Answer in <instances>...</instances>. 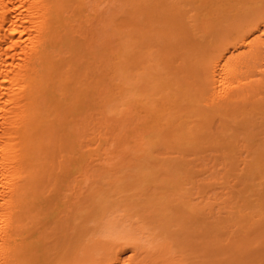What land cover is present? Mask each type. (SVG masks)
I'll use <instances>...</instances> for the list:
<instances>
[{
    "label": "bare ground",
    "instance_id": "1",
    "mask_svg": "<svg viewBox=\"0 0 264 264\" xmlns=\"http://www.w3.org/2000/svg\"><path fill=\"white\" fill-rule=\"evenodd\" d=\"M216 1L190 0L184 10L165 0H0V264H123L126 250L133 253L129 264H205L171 253L173 246L188 251L181 235L165 232L169 242L154 251L125 239L127 227L136 231L141 226L124 225L125 215L106 216L97 191L88 193L82 185L106 175L114 183L116 175L131 168L122 156L145 152L152 135L175 149L207 135L212 120H217L218 134L230 131L232 123L252 134L254 125L264 121V42L252 38L264 27V0H246V7L237 10L241 19L258 20L253 29L234 33L232 39L199 44L178 28L183 15L192 11L197 16L190 19L197 20L203 13L224 11V6H214L242 0ZM204 20L201 24L209 21ZM175 29L184 45L173 50L179 61L174 79H193L175 92L186 102L184 116H195L197 125L188 128L184 116L175 125L172 115L163 124L166 129L155 131L161 120L156 108L145 107L149 116L142 120L133 107L147 99L153 104L159 93L165 106L179 99L174 91L158 90L159 81L167 80L161 71L171 54L153 50ZM155 36L159 39L152 45L149 40ZM144 40L149 45L142 52L139 44ZM112 82L118 99L109 89ZM108 113L117 116L113 125ZM99 139L105 141V157L96 159L103 168L95 175L91 163ZM112 152L118 157L106 156ZM140 168L135 166L134 177L143 181L146 174ZM160 171L165 173L163 183L179 184L176 164ZM178 200L183 214L196 212L197 205L184 195ZM159 202L134 200L124 207H140L139 213L156 209ZM91 204L102 211L93 221L84 217ZM169 204L161 202L147 217L163 222ZM209 205L200 210L214 216ZM220 210L207 230L229 236L231 259L223 264H256L255 250L264 257V228L253 229V216L240 200H225Z\"/></svg>",
    "mask_w": 264,
    "mask_h": 264
},
{
    "label": "rangeland",
    "instance_id": "2",
    "mask_svg": "<svg viewBox=\"0 0 264 264\" xmlns=\"http://www.w3.org/2000/svg\"><path fill=\"white\" fill-rule=\"evenodd\" d=\"M165 1L168 5H180L184 7V10L190 7V0ZM213 1L215 3L218 2L216 0ZM246 3V0H242L239 4L235 2H226L219 6H214V9L224 6L222 8L224 11L218 15L208 16L206 13H203L197 20L190 19V16L193 15L195 19V16H197L196 11H192L186 16L182 14V21L184 23L180 24L178 28L185 35H194L195 40H197L199 44L202 43L200 41L204 42L205 40L222 38L232 39L234 33L244 35L254 28L258 20L249 16L241 19L242 17L237 13V10L245 8L247 5ZM233 6L236 8H232ZM201 18H203V20L209 19V21L201 24ZM205 27H207V33L203 34L202 30ZM179 34L180 32L175 29V33H172L170 37L166 39L162 38L159 40L158 42L160 43H157V47L153 49L155 54L157 51L159 52L160 49L166 54H171L168 56L170 57V62L163 66L164 69L161 71L167 80L159 81L160 86L158 90H162L164 93L172 91V94H179V99L177 98L178 100H176V102H169V104L165 106L159 100V93L153 100V104L152 102L149 103L147 99L133 107V114L142 120L149 116L145 107L151 106L156 108L158 111L156 119L159 118L161 120L157 123L155 131L166 129H163V124L168 122V117L171 118L172 115H174L171 119H175V123H172L176 125L184 120L181 116L186 115V110H183L186 102L181 98V93L175 91L186 83H191L193 79L188 77H185L184 80L178 78L179 81L174 79L173 73L176 71L179 61H177V58L172 56V54L184 45L179 39ZM252 38H257L261 42H264V27L260 26L259 31L254 32ZM155 39H159V36H155L154 39L149 40L152 45ZM195 42L196 41L192 39V44H190L192 48ZM147 43L149 45V42L144 40L139 44L141 45L142 52L146 51ZM243 51V49H240L239 53ZM144 65H146V63ZM228 67H231L230 64H228ZM256 78L258 77L256 76ZM109 89L112 91V94H114V99H118V89L115 86V82L110 84ZM173 91L175 93H173ZM142 99L144 98L142 97ZM115 103H117V100ZM98 107L101 108V105ZM190 116L191 115H188V118L184 116L186 118L185 120L189 123L187 127L194 128L197 125V118L195 116ZM107 118L108 124L113 125L117 116L108 113ZM259 123L254 125L255 128H253L254 132H252V134L243 132L242 130L245 127L239 126L240 124L238 125V123L229 124L230 127H232L230 131L218 134L216 132V127L218 126L217 120H212L210 126H207L205 129L207 135L197 137L187 145L175 149L164 147L163 141L158 143V138L152 135L146 140L148 146L145 148L147 149L145 152L136 153L132 150L130 154L122 156L124 163L130 165L131 168L116 175V181H114V183L110 181L111 176L106 175L103 179L91 180V182L86 185L87 188L85 185H82V190L85 191L89 189L88 193L97 191L100 196L99 198H102L103 206L107 208L106 216L111 215L115 217L125 215V218H123L124 225L135 223V226H141L140 229L136 231H130L128 230L129 227H127L125 233H122V236L125 239H132L146 250L154 251L160 249L162 247L161 245L166 241L164 233L168 232L177 236L181 235L183 239L185 238L186 244H189L187 246L188 251L184 253H181L180 249L175 246L171 248V253L178 255V257L191 258L189 262L193 260L194 262L202 261L205 264L226 263L231 259L229 258L230 254L228 252L229 236L223 233L219 234V236H213L209 234L207 230L209 223L213 224L214 217L217 218L219 214L223 212V210H220L223 201L228 199L240 200V204L244 206V210L253 216L255 222L253 229L258 230V227L264 228V121L260 122L259 120ZM95 142L91 167L94 174L98 175L103 167L96 159L105 157L103 151L105 148V141L99 139ZM129 147L134 149L133 144ZM106 156L118 157L115 152L109 153ZM168 164H176L178 167V185H168L162 181L165 179V173H162L160 168ZM137 165H141L140 171L146 174L143 181H139L137 177H134L136 174L134 168ZM180 195H184L185 199L192 205H197L195 213L183 214V212L180 211L179 201L181 200H178ZM149 199L154 202L157 200L160 201V204L156 205V209L161 208V202L165 200L171 202V204L168 205L169 210L166 212L169 215L163 222L156 220L155 217H147L149 213L151 214V211L156 210L154 208H150L146 211L141 209L143 211L137 213L140 207H124V204L128 203L129 205L134 200H137L138 203ZM200 201H203V203L199 205ZM206 203L211 204L209 206L213 208L212 213L214 216L210 215L208 210L204 212L200 210L202 205ZM101 212L99 206L91 204L85 211L84 217L85 219H91L93 221L97 219V216ZM92 221L88 223L89 226L94 225L95 222ZM186 231L187 234H183ZM189 235L191 236L189 237ZM261 241L262 240L259 242ZM166 242H169V240ZM171 245H173V243ZM194 250L198 253H195ZM255 252V260L257 259L256 257H259V259L254 263L261 264L264 262V257L261 258V254L259 255L258 253L259 249L258 251L255 250ZM191 254L195 255L192 256ZM132 256L133 253L131 251H124L121 255L123 264H129L128 259ZM210 260L212 261L210 262Z\"/></svg>",
    "mask_w": 264,
    "mask_h": 264
}]
</instances>
